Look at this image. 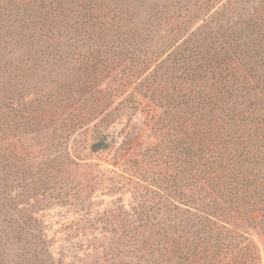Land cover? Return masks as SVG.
<instances>
[{
    "label": "trees",
    "instance_id": "16d2710c",
    "mask_svg": "<svg viewBox=\"0 0 264 264\" xmlns=\"http://www.w3.org/2000/svg\"><path fill=\"white\" fill-rule=\"evenodd\" d=\"M2 1L10 59L71 52L99 80L28 166L0 105V264H264V0ZM54 192L66 212L38 217Z\"/></svg>",
    "mask_w": 264,
    "mask_h": 264
},
{
    "label": "rangeland",
    "instance_id": "374dc122",
    "mask_svg": "<svg viewBox=\"0 0 264 264\" xmlns=\"http://www.w3.org/2000/svg\"><path fill=\"white\" fill-rule=\"evenodd\" d=\"M4 3L0 0L1 7L7 6ZM12 3L15 4L14 1ZM15 8L11 9L13 11L11 14H19V22L16 25L19 27L21 25L25 26L22 33L25 32L26 34L27 26L30 27L35 21H38L37 19L34 20L30 9L23 12V10L19 9L17 11ZM5 14H8V12L6 11ZM143 15L144 12L142 11L138 13V17H143ZM19 30V28H16L12 31L17 35ZM28 33H32L31 30H28ZM3 34L1 32L0 36ZM2 40L4 41L5 38L0 39V105L9 104L10 110L6 117L7 136L11 149L22 152V159L18 164L28 166L32 157L43 155L45 148H51L52 143H55L59 135L56 122L51 124V120H48L43 124L46 115L50 113L59 114L61 111L60 106H67V104L79 100L80 96L75 92L77 90L78 93L84 91L86 84H94L99 80V76L90 81L92 74L86 69V64L80 61L79 57L72 55L71 52L55 57L38 54L21 55L17 51L18 49L15 48L17 44L15 41L19 40V36L13 39L10 38L12 42L8 40L10 44L8 42L7 45L12 44L10 50L15 51L17 49V57L10 59L7 55L8 51L3 49L4 47L1 45ZM5 60L12 61V63L6 64V67H4ZM58 114H53V120L58 118ZM143 121L144 119L137 114L131 123L135 129H142ZM74 140L77 142L78 138ZM47 151L50 152L51 150ZM25 177H28V175L25 174ZM52 195L54 196L38 198L39 200L35 203L32 202L31 205H33L34 211L38 213V217L45 220L51 218L55 221L57 216L60 213H65L67 209L62 208L60 202L56 200L58 198L55 197V192ZM121 197L126 204L131 200L129 194H124ZM254 238L259 245L261 243L260 235L256 234Z\"/></svg>",
    "mask_w": 264,
    "mask_h": 264
}]
</instances>
